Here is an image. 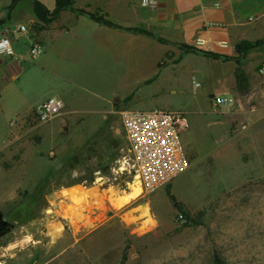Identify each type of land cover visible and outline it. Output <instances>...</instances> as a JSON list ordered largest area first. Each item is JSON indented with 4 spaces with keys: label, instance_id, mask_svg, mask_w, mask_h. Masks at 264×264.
Here are the masks:
<instances>
[{
    "label": "rangeland",
    "instance_id": "374dc122",
    "mask_svg": "<svg viewBox=\"0 0 264 264\" xmlns=\"http://www.w3.org/2000/svg\"><path fill=\"white\" fill-rule=\"evenodd\" d=\"M28 1L0 0V34L20 23L37 28ZM12 40L16 57L0 56V213L11 225L0 236V264H212L215 255L224 264H264V176L244 179L264 174L261 165L228 172L231 152L229 158L218 153L193 163L197 154L188 146L186 172L129 202L121 198L132 184L126 186L124 178L105 183L95 176L125 145L120 119L125 109L184 111L190 128L182 140H197L203 133L202 122L191 111L197 110V95L204 105L209 102L202 96L206 86L193 90L197 75L181 73L182 63L192 64L191 51L184 49L163 64L181 73L180 90L128 91L103 118L62 110L39 122L31 116L32 108L52 85L29 54L28 33ZM18 56L22 59L14 79L8 66ZM252 96L256 99L255 90ZM148 97L157 104L154 108L144 106ZM94 101L97 107L105 104ZM214 137L205 152L216 145ZM100 148L103 161L98 159ZM259 152L264 153V140ZM89 174L93 177L87 179ZM74 182L78 184L68 188ZM81 185L92 192L74 212L69 196ZM172 198L201 223L177 221L180 212Z\"/></svg>",
    "mask_w": 264,
    "mask_h": 264
},
{
    "label": "crops",
    "instance_id": "0c3cea01",
    "mask_svg": "<svg viewBox=\"0 0 264 264\" xmlns=\"http://www.w3.org/2000/svg\"><path fill=\"white\" fill-rule=\"evenodd\" d=\"M38 1L50 12L56 8V0ZM71 1L73 9L96 14L112 26L73 10L50 16L46 23L32 18L38 24L36 29L30 27L29 39L44 50L35 63L52 85L48 95L35 106L49 98H59L67 115L103 118L119 99L125 98L126 92H175L180 90V74L194 72L201 83L198 89L206 86L202 96L207 95L209 102L204 105V98L200 100L198 95L193 100L197 110L191 112L200 119L204 131L197 140H183L185 148L196 151L192 162L203 163L218 153L229 158L227 152H231L228 172H242L254 165H261L264 171V153L259 152V144L264 140V75L259 72L264 66V45L240 58L248 78L246 94L236 91L235 77L237 46L264 40V0H165L157 10L143 8L138 0ZM199 40L204 44L198 46ZM222 43L226 46L221 47ZM182 45L217 56L192 52V64L182 63L178 76L163 64L182 55ZM18 59L22 57L8 66L14 79L18 78ZM192 88L195 90L193 82ZM254 90L256 99L252 96ZM215 97L229 99L231 104L214 108ZM94 100L105 104L97 107ZM145 101L146 107L157 105L149 97ZM233 129L235 133L230 134ZM212 136L216 145L205 152ZM203 167L208 170L206 165Z\"/></svg>",
    "mask_w": 264,
    "mask_h": 264
},
{
    "label": "built area",
    "instance_id": "2783aa9c",
    "mask_svg": "<svg viewBox=\"0 0 264 264\" xmlns=\"http://www.w3.org/2000/svg\"><path fill=\"white\" fill-rule=\"evenodd\" d=\"M148 10H157L160 2L165 0H138ZM27 24L13 25L0 34V56L15 58L12 37L15 34H29ZM204 42L199 40L198 46ZM222 43L221 47H225ZM44 52L40 45L31 44L29 54L33 60ZM264 74V68L260 69ZM195 89L201 87L196 78L193 80ZM231 104V100L215 97L214 108ZM64 104L60 99L49 98L35 106L31 111L39 122H48L62 112ZM121 130L125 145L118 156L109 165V172L101 170L95 176L105 183H114L124 178L126 186L138 182L143 194H153L164 188L190 167L182 134L189 130L190 124L186 113L172 110H139L125 109L120 112ZM177 221L186 222L179 213Z\"/></svg>",
    "mask_w": 264,
    "mask_h": 264
},
{
    "label": "trees",
    "instance_id": "16d2710c",
    "mask_svg": "<svg viewBox=\"0 0 264 264\" xmlns=\"http://www.w3.org/2000/svg\"><path fill=\"white\" fill-rule=\"evenodd\" d=\"M18 0H15V2H17ZM32 5H33V11L35 16L37 17L38 21L46 23L49 21V17L50 16H54L62 11L65 10H73L79 14H84L87 15L89 17H91L92 19L99 21V22H103L106 23L110 26H112V24L108 21H106L104 18L93 14V13H88L86 11L83 10H76L72 8V1L71 0H56V8L53 12H50L43 4H41L38 0H29ZM137 32H141V33H145V34H149L151 35V33L145 31L144 29H137ZM163 41V40H160ZM164 42V41H163ZM262 45H264V40L261 41H257V42H243L241 44H239L237 46V52L239 54V61L237 63V68H236V72H235V77H236V91L240 94V95H244L248 92L249 86H248V78L245 74V72L242 69V62L240 61V58H244L247 53L251 50H254L256 48L261 47ZM182 48L187 50V51H191V52H199V53H203L204 55H209L212 57H216L217 55L214 54H209L207 52H204L202 50H199L195 47L192 46H187V45H182ZM99 153H98V159L100 161H103V154H102V148L98 149ZM109 165L110 164H106L105 168H104V173H108L109 172ZM93 174H89L87 179L92 178ZM80 182V181H79ZM78 184V182H74L72 184H70L69 186H73ZM173 199V203L174 205L177 207V209L179 210V212L185 217L186 219V223H193L195 225H198L201 223V221L199 219H192V217L190 216V214L188 212H185L181 206V204L177 203L175 201L174 198ZM212 264H224V261L218 256L215 255L213 257V261Z\"/></svg>",
    "mask_w": 264,
    "mask_h": 264
},
{
    "label": "bare ground",
    "instance_id": "6f19581e",
    "mask_svg": "<svg viewBox=\"0 0 264 264\" xmlns=\"http://www.w3.org/2000/svg\"><path fill=\"white\" fill-rule=\"evenodd\" d=\"M64 192H65V190H64ZM140 192H141V188H140L138 182L135 181L131 185V191L129 193L125 194L124 197L122 196L123 198H121V197L120 198L123 199V201H125V202H129L132 199L139 196ZM90 194H91V189H88L85 187H83V188L77 190L76 192L72 193V195L69 196V199L71 201L70 210L75 212L76 210L80 209L82 207L83 201L84 200L86 201V199L90 197ZM63 195H65V194H63Z\"/></svg>",
    "mask_w": 264,
    "mask_h": 264
},
{
    "label": "water",
    "instance_id": "95a60500",
    "mask_svg": "<svg viewBox=\"0 0 264 264\" xmlns=\"http://www.w3.org/2000/svg\"><path fill=\"white\" fill-rule=\"evenodd\" d=\"M62 194H65L64 190L62 191ZM9 224L8 221L5 220L2 213H0V236L4 235L8 230H5V226Z\"/></svg>",
    "mask_w": 264,
    "mask_h": 264
},
{
    "label": "flooded vegetation",
    "instance_id": "af4514ba",
    "mask_svg": "<svg viewBox=\"0 0 264 264\" xmlns=\"http://www.w3.org/2000/svg\"><path fill=\"white\" fill-rule=\"evenodd\" d=\"M6 220V219H5ZM7 221V220H6ZM11 228V225H10V223L9 224H7V226H5V230H8V229H10Z\"/></svg>",
    "mask_w": 264,
    "mask_h": 264
}]
</instances>
